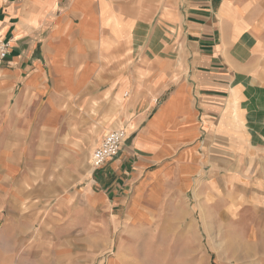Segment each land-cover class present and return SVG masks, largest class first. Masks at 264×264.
Returning a JSON list of instances; mask_svg holds the SVG:
<instances>
[{"label":"crops","instance_id":"1","mask_svg":"<svg viewBox=\"0 0 264 264\" xmlns=\"http://www.w3.org/2000/svg\"><path fill=\"white\" fill-rule=\"evenodd\" d=\"M0 37L11 45L0 63V264H84L93 258L70 251L66 231L107 249L113 228L199 178L235 175L264 205V0H0ZM117 128L118 154L76 193L55 195L46 157L29 152L23 168L19 154L1 156L4 140L92 146ZM37 221L53 234L35 235Z\"/></svg>","mask_w":264,"mask_h":264},{"label":"rangeland","instance_id":"2","mask_svg":"<svg viewBox=\"0 0 264 264\" xmlns=\"http://www.w3.org/2000/svg\"><path fill=\"white\" fill-rule=\"evenodd\" d=\"M0 138L7 140L3 133ZM19 138L18 133H13L10 144L19 143ZM56 138L54 143H59ZM102 138L92 141V146L88 145L89 140L79 139L68 141V148L52 143L36 149L10 148L4 140L1 156L7 160L12 154H19L23 168L28 167L29 152L35 158L46 157L52 161L50 176L55 195L76 193L91 170L90 153ZM64 157L74 161V169L67 174L62 172L63 165L60 164ZM47 170L43 163L35 165V172L40 177L36 179L37 185L47 183L43 179ZM156 177L155 173L151 174V180ZM190 183L187 178L180 180L182 186ZM165 186L158 180L150 187L149 204L159 203L158 193ZM182 192L175 200V193L168 195L167 201L158 209L141 211L140 222L131 218V224L113 228L110 234L113 242L107 249L101 238L81 235L75 229L65 233L77 239L76 242L65 245L72 252L83 246L90 253L87 255L93 258L85 259L84 264H109L112 258L117 264H264V205L258 202L260 198L256 191L231 175L222 180L196 179ZM40 223L36 222L35 235L53 234L52 227L41 228ZM121 240L125 241L124 245L119 244Z\"/></svg>","mask_w":264,"mask_h":264},{"label":"built area","instance_id":"3","mask_svg":"<svg viewBox=\"0 0 264 264\" xmlns=\"http://www.w3.org/2000/svg\"><path fill=\"white\" fill-rule=\"evenodd\" d=\"M10 41L0 37V63L10 53ZM126 139V132L123 128H117L105 133L101 142L91 151L90 164L93 169H99L104 163L116 156Z\"/></svg>","mask_w":264,"mask_h":264},{"label":"bare ground","instance_id":"4","mask_svg":"<svg viewBox=\"0 0 264 264\" xmlns=\"http://www.w3.org/2000/svg\"><path fill=\"white\" fill-rule=\"evenodd\" d=\"M197 190V189H196Z\"/></svg>","mask_w":264,"mask_h":264}]
</instances>
